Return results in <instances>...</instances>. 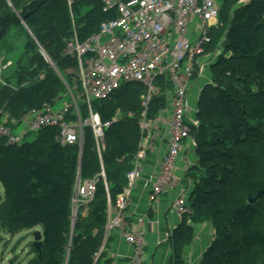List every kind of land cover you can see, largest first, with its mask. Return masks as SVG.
Returning <instances> with one entry per match:
<instances>
[{
  "label": "trees",
  "instance_id": "1",
  "mask_svg": "<svg viewBox=\"0 0 264 264\" xmlns=\"http://www.w3.org/2000/svg\"><path fill=\"white\" fill-rule=\"evenodd\" d=\"M115 18L116 10L105 11L100 0H0V49L13 27L23 30V22L29 31L23 50L31 53L30 70L18 74L20 64L0 84V122L16 128L12 121L62 99L63 81L70 86L77 68L64 54L67 42L74 33L83 42ZM218 22L205 52L220 51L209 64L210 82L198 93V126L191 134L197 164L185 174L192 182L189 214L172 232V260L184 264L183 249L193 243L195 227L207 225L212 238L198 264H264V193L259 195L264 192V0H221ZM37 48L54 68L35 56ZM143 93L141 85L128 84L109 100L92 103L101 120L111 122L102 152L106 185L97 183L73 228L77 177L83 182L101 170L92 130L84 128L81 152L76 145L61 146L56 127H42L34 140L19 145L0 138V230L14 235L41 228L42 260L33 248L26 264H109L103 252L96 262L93 257L102 244L108 201L126 185L139 147ZM165 105L163 95L154 97L147 119H155ZM117 110L122 118L113 121ZM81 112L86 115L85 107Z\"/></svg>",
  "mask_w": 264,
  "mask_h": 264
},
{
  "label": "built area",
  "instance_id": "2",
  "mask_svg": "<svg viewBox=\"0 0 264 264\" xmlns=\"http://www.w3.org/2000/svg\"><path fill=\"white\" fill-rule=\"evenodd\" d=\"M70 4L72 0H67ZM104 10H116V18L101 24L99 31L83 42L76 34L67 42L64 54L77 63L73 85L64 81L66 93L52 104L44 103L40 109L29 111L21 122L12 121L16 128L24 124L22 135H15L16 128L0 123V138L10 144H21L28 133L42 127L59 130L57 142L61 146H83L84 128L92 130L96 152L101 157L105 148L104 132L111 122H103L93 110L94 101L109 100L123 85L139 84L144 88L140 96L141 113L138 128L141 135L132 168L126 174V185L116 200L107 205V222L104 234L108 237L118 232L121 239L132 248L131 264H143L141 256L145 247L143 219L138 221L137 231L125 229V212L131 194L137 184L149 189L151 199L180 186L177 176L178 159L185 140L192 136L198 126L196 119L188 113L187 90L192 79L201 76L205 67L198 57L207 56L205 49L211 43L210 32L219 25L218 0H100ZM194 25V28H191ZM216 53V52H215ZM212 56L216 57L217 54ZM210 61L205 64H209ZM168 83V86H167ZM163 95L166 105L153 119H147V111L154 97ZM62 101L61 107L53 111V105ZM79 102L86 109L82 115ZM127 117H132L128 113ZM122 118L117 110L113 121ZM163 122L167 135V149L161 158L159 170L144 173L146 150L144 143L150 137L157 122ZM186 174L187 169L182 170ZM106 176L103 169L93 178L80 182L78 179L72 196L71 224L77 219L80 208H87L92 201L96 185ZM188 191L181 188L169 208V214L180 222L189 214ZM102 253L100 247L94 254L96 262Z\"/></svg>",
  "mask_w": 264,
  "mask_h": 264
},
{
  "label": "crops",
  "instance_id": "3",
  "mask_svg": "<svg viewBox=\"0 0 264 264\" xmlns=\"http://www.w3.org/2000/svg\"><path fill=\"white\" fill-rule=\"evenodd\" d=\"M4 42L12 43L17 50H20V48L23 50L26 36L19 28L13 27ZM3 56L4 58H2L4 61L0 63L1 85L4 84L6 77H12L10 74L12 73L10 71L12 60L11 58H6L5 55ZM210 80L211 79L209 78L207 82H210ZM11 82L14 83L13 78L11 79ZM201 88L202 87L196 90L195 96L192 97V95H190V107L188 106L189 109L187 113V116L190 119L196 118L197 97ZM29 134L30 133L26 136ZM167 144V135L163 122L160 121L155 123L151 129L149 139L144 143L146 150V158L143 163L145 174H152L159 170L161 158L167 149ZM194 145L195 142L193 137L185 140L177 162V176L180 180L179 187L187 190L188 193L192 187V182L182 173V170H188L197 164ZM98 161L100 168L104 170L102 155L101 157L98 156ZM78 179H80L79 176L77 177V181ZM179 191L180 190L164 192L153 200L151 199V192L149 189L142 187V182L140 181L139 184H137L136 190L131 194L130 204L125 212L124 225L126 230L134 232L138 230V221L143 219L142 229L144 230L145 239L143 256H141L143 264H173V244L171 237L172 232L179 224V221L175 216L169 214V208L176 200ZM2 199L3 189L2 198L0 195V201ZM195 229L196 237L193 243L183 249L182 256L184 264H198L204 247L212 238V231L207 225L196 226ZM101 248L104 253L103 259L108 261L109 264H131L130 257L132 254V248L121 239L118 232H112L108 237L104 234ZM30 258L31 257L28 258L26 263Z\"/></svg>",
  "mask_w": 264,
  "mask_h": 264
},
{
  "label": "rangeland",
  "instance_id": "4",
  "mask_svg": "<svg viewBox=\"0 0 264 264\" xmlns=\"http://www.w3.org/2000/svg\"><path fill=\"white\" fill-rule=\"evenodd\" d=\"M218 4L221 3V0L217 1ZM23 30L25 33L28 32L27 27L22 22ZM191 28H194V25H192ZM29 33V32H28ZM220 51V50H219ZM219 51H217V48L214 51H210L211 53H206L207 56L198 57L201 64H204L205 67L203 68L201 72V76H199L197 79H192L188 83V90H187V101L189 106V98L190 95L195 96L196 90L198 88L202 87L205 84H208L207 80H209L210 72H209V64L213 63L214 59L212 56L215 54H218ZM0 63L4 61V56L6 58H11L12 65L10 67V71L14 73L15 67L19 66L21 64V68H19L18 74H26V71L30 70V66L26 67L28 64L26 63V58H29L31 53L26 52L25 50H17L16 47L9 42H4L2 45V48L0 49ZM35 56L39 57V59L43 60L48 66L51 68H54L51 64L48 58H46L40 49L37 48V50H33ZM3 57V58H2ZM210 61L209 64H205L206 62ZM6 62V61H5ZM8 72V71H7ZM10 73V74H12ZM41 78V76H40ZM2 83V80L0 81V84ZM71 86L73 83L71 82ZM69 101V97H66L64 100L58 101V103L53 105V111H56L61 107L62 101ZM79 107L82 108L81 102H79ZM190 107V106H189ZM26 130V126L24 124L20 125L16 129L13 130V133L15 135H22V133ZM35 132L30 133L28 136H25L23 141H32L35 139ZM188 185V184H187ZM176 190H181L180 187H178ZM174 191V190H173ZM0 195L2 198V188L0 186ZM84 211L87 210V208H83ZM36 231H40V228H31V229H25L22 230L16 234H9L3 230H0V264H25L29 257L34 256V249L32 246L33 243V234Z\"/></svg>",
  "mask_w": 264,
  "mask_h": 264
},
{
  "label": "water",
  "instance_id": "5",
  "mask_svg": "<svg viewBox=\"0 0 264 264\" xmlns=\"http://www.w3.org/2000/svg\"><path fill=\"white\" fill-rule=\"evenodd\" d=\"M29 32V31H28ZM43 55L47 58L44 52H42ZM264 192H260L259 195L263 194ZM33 248L37 251L38 253V258L41 261V246H42V233L40 231H36L33 234V243H32Z\"/></svg>",
  "mask_w": 264,
  "mask_h": 264
},
{
  "label": "bare ground",
  "instance_id": "6",
  "mask_svg": "<svg viewBox=\"0 0 264 264\" xmlns=\"http://www.w3.org/2000/svg\"><path fill=\"white\" fill-rule=\"evenodd\" d=\"M96 102V101H95ZM83 110V109H82ZM1 123V122H0ZM166 139V138H165ZM146 197V196H145Z\"/></svg>",
  "mask_w": 264,
  "mask_h": 264
}]
</instances>
